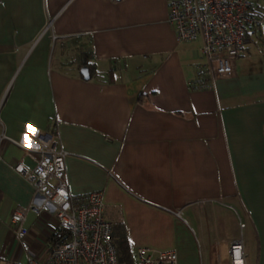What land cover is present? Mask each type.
I'll return each mask as SVG.
<instances>
[{
	"label": "crops",
	"instance_id": "obj_1",
	"mask_svg": "<svg viewBox=\"0 0 264 264\" xmlns=\"http://www.w3.org/2000/svg\"><path fill=\"white\" fill-rule=\"evenodd\" d=\"M254 5L263 21L231 74L191 89L201 44L176 41L167 0H0V264H50L60 236L51 213H28L23 237L10 221L41 201L14 169L34 166L24 146L41 141L65 152L71 194L101 193L116 248L229 264L241 240L246 264H264V0Z\"/></svg>",
	"mask_w": 264,
	"mask_h": 264
},
{
	"label": "built area",
	"instance_id": "obj_2",
	"mask_svg": "<svg viewBox=\"0 0 264 264\" xmlns=\"http://www.w3.org/2000/svg\"><path fill=\"white\" fill-rule=\"evenodd\" d=\"M255 0H167V21L177 42L199 41L204 62L198 63L189 88L210 87L214 79L231 74L234 60L252 31L263 21ZM24 146V145H23ZM37 154L32 168L22 163L14 166L33 187V198L27 205H17L10 221L17 235L27 229L23 221L28 213L36 217L43 213L56 216L60 236L49 254L50 264H121L113 241V227L102 214L101 193L93 191L79 195L69 192L65 180V152L50 142L24 146ZM241 226L243 224L241 223ZM229 264H246L241 240L229 245ZM29 264H41L33 259ZM132 264H177L174 250L155 252L139 247Z\"/></svg>",
	"mask_w": 264,
	"mask_h": 264
},
{
	"label": "trees",
	"instance_id": "obj_3",
	"mask_svg": "<svg viewBox=\"0 0 264 264\" xmlns=\"http://www.w3.org/2000/svg\"><path fill=\"white\" fill-rule=\"evenodd\" d=\"M83 55V65L88 68L89 75L90 73V61L88 60L90 56V52L87 50L84 52ZM118 258L121 264H132V254L128 248L126 241H120L119 245L117 246Z\"/></svg>",
	"mask_w": 264,
	"mask_h": 264
},
{
	"label": "water",
	"instance_id": "obj_4",
	"mask_svg": "<svg viewBox=\"0 0 264 264\" xmlns=\"http://www.w3.org/2000/svg\"><path fill=\"white\" fill-rule=\"evenodd\" d=\"M80 73L82 74V76L87 79L89 77V73H88V68L86 66H82L80 68Z\"/></svg>",
	"mask_w": 264,
	"mask_h": 264
}]
</instances>
